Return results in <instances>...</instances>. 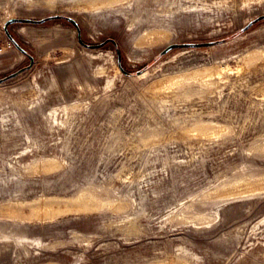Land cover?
<instances>
[{
    "label": "rangeland",
    "instance_id": "obj_1",
    "mask_svg": "<svg viewBox=\"0 0 264 264\" xmlns=\"http://www.w3.org/2000/svg\"><path fill=\"white\" fill-rule=\"evenodd\" d=\"M259 17L0 0V264H264Z\"/></svg>",
    "mask_w": 264,
    "mask_h": 264
},
{
    "label": "water",
    "instance_id": "obj_2",
    "mask_svg": "<svg viewBox=\"0 0 264 264\" xmlns=\"http://www.w3.org/2000/svg\"><path fill=\"white\" fill-rule=\"evenodd\" d=\"M58 18H61V17H59V16H56V17H49V18L42 19V20H39V21H33V20H28V19H14V20H10V21L6 22L4 28H5V30H6L7 26L10 25V24H12V23L42 24V23H44V22L47 21V20L58 19ZM66 20L69 21L72 25H74V26L76 27V29H77V31H78V39H79V42H80L82 45H84V44L81 42V40H80L79 29L77 28V25L75 24V22H74L72 19H70V18H66ZM258 20H264V17H259L256 21H258ZM104 45H105V43H102V44H100V45H98V46H86V45H84V46H85V47H88V48H99V47L104 46ZM179 46H180V45H179ZM179 46L176 45V46H173V47H169L168 49L170 50V49H173V48H177V47H179ZM18 49H19L20 51H22V53H24V54L27 55V53H25L22 49H20V48H18ZM27 56H28V58H29V60H30V65H29L27 68H25V69H29V68L31 67L32 62H33L32 57L29 56V55H27ZM118 60H119V57H118ZM25 69H21V70L17 71L16 73H13V74H11V75H9V76L3 78V79H0V84L3 83V82H5V81H7V80H10V79L14 78V77L17 76V75H19V74H20L21 72H23ZM121 71H122L124 74H127V73H125L123 70H121Z\"/></svg>",
    "mask_w": 264,
    "mask_h": 264
}]
</instances>
